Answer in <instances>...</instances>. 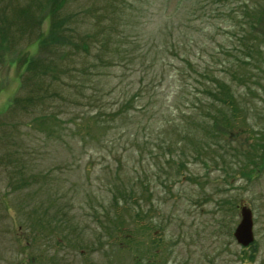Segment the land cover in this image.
Segmentation results:
<instances>
[{
  "label": "rangeland",
  "instance_id": "374dc122",
  "mask_svg": "<svg viewBox=\"0 0 264 264\" xmlns=\"http://www.w3.org/2000/svg\"><path fill=\"white\" fill-rule=\"evenodd\" d=\"M242 1L70 0L59 15L92 48L57 54L56 72L37 78L22 62L49 21L37 0H0V264H264V166L244 175L264 141V91L235 82L247 106L225 137L205 134L207 117L190 106L204 65L243 55L228 42ZM28 5L39 23L16 14ZM48 79L58 96L9 106ZM131 97L109 130L107 114ZM241 205L253 251L232 236Z\"/></svg>",
  "mask_w": 264,
  "mask_h": 264
},
{
  "label": "trees",
  "instance_id": "16d2710c",
  "mask_svg": "<svg viewBox=\"0 0 264 264\" xmlns=\"http://www.w3.org/2000/svg\"><path fill=\"white\" fill-rule=\"evenodd\" d=\"M35 3L36 7L42 13V18H45L49 21V29L44 35H38L35 38V42L38 45L40 56H33L30 58L24 59L22 65H24V73L31 76L42 78L48 75H53L56 72V55L63 54L75 56L77 52L81 51L83 55L89 54L92 45H89L85 40L80 41L77 39L78 34L73 32L69 28V19L70 16L61 17L59 15L60 11L63 9L65 4L70 0H37ZM223 1V0H222ZM31 5L25 7H19V10L16 14L22 18V20H27V25H30L31 21L39 23V19H34L32 15L29 14ZM238 12L240 13V18L238 23L235 24L237 27L236 31L228 32L231 34V37L235 38V42L230 45H240V52L243 54L242 57H235L233 60H224L223 62H218L219 70L212 71L210 65H204L202 72H200L201 77L204 78L205 82H198V90L201 96L193 97L190 106L196 107L199 109V112H202L208 119L205 121L203 129L205 134H208L211 137H225L234 129L240 130L236 124L235 119L239 114H241L247 103L243 98L244 95L240 93V86L235 85V82L241 83L242 87L246 90L248 94H252L254 91L248 83H253L257 86L258 90L264 91V85L258 81V75H264V53L262 52L261 46L264 45V0H243L238 6ZM0 35H4L0 32ZM3 37L0 36V40ZM220 45H227L225 43H219ZM175 45V44H174ZM177 45H183L179 43ZM96 46L97 51V61L101 63L100 66H103V60L101 56L102 49L104 45H94ZM1 49V46H0ZM1 51V50H0ZM53 52V53H52ZM103 54V53H102ZM2 57V56H1ZM0 57V60H1ZM110 58L109 60H111ZM16 62V61H15ZM119 66L120 63L113 61H108L105 67ZM243 65L245 67H251L253 70H249L250 73H239L237 72L238 66ZM94 68V67H93ZM82 74L87 72L82 67ZM63 71V70H62ZM69 67L64 69V72H70ZM253 71V72H252ZM256 71V73H254ZM81 72V71H80ZM72 70L70 73L80 74ZM84 72V73H83ZM253 73V74H252ZM253 78V79H252ZM54 79H48L45 81V84L41 82L40 87H35L30 90L26 96L20 98H13L9 106H18L24 104V108L36 107L38 105L44 104L47 100L51 98L52 95L58 96V93L51 92L50 83ZM75 86L80 87V83L75 81ZM142 90V87L139 85L137 93ZM91 102L95 100L90 99ZM134 97L125 99L114 111H110L107 114L108 117H111V123L108 129L113 127L114 121L117 116L122 115L123 113H128V108H131ZM77 102V101H75ZM40 103V104H39ZM89 105V103H87ZM96 118H104L105 115L101 113L100 107L97 108ZM47 117L49 115L36 116L35 122L42 128L46 127ZM107 117V118H108ZM55 120V118H52ZM105 120H102L105 123ZM204 120V119H202ZM101 121V122H102ZM203 123V122H200ZM203 124H201L202 126ZM51 130V129H49ZM258 152V157L255 160H252L251 163L255 166L250 172H246L244 175L247 177L252 176L256 172L257 168L264 166V141L256 142L254 145ZM195 149V155L200 156L201 152L200 146ZM121 198L125 197V194H119ZM132 196V193H130ZM125 206V204H124ZM238 206V210H239ZM138 213H136L137 215ZM251 251L256 248V241L254 240L248 247ZM244 249V248H242Z\"/></svg>",
  "mask_w": 264,
  "mask_h": 264
},
{
  "label": "water",
  "instance_id": "95a60500",
  "mask_svg": "<svg viewBox=\"0 0 264 264\" xmlns=\"http://www.w3.org/2000/svg\"><path fill=\"white\" fill-rule=\"evenodd\" d=\"M232 236L235 242L243 248L248 247L254 241L252 213L245 205L239 207V221Z\"/></svg>",
  "mask_w": 264,
  "mask_h": 264
}]
</instances>
